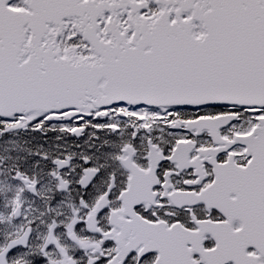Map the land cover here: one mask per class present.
<instances>
[{"label": "snow or ice", "instance_id": "obj_1", "mask_svg": "<svg viewBox=\"0 0 264 264\" xmlns=\"http://www.w3.org/2000/svg\"><path fill=\"white\" fill-rule=\"evenodd\" d=\"M0 264H264V0H0Z\"/></svg>", "mask_w": 264, "mask_h": 264}]
</instances>
